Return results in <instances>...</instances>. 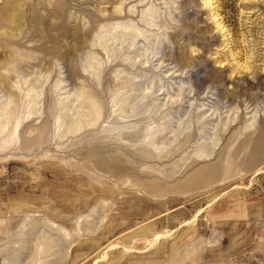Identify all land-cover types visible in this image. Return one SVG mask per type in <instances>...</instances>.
<instances>
[{
  "label": "rangeland",
  "instance_id": "374dc122",
  "mask_svg": "<svg viewBox=\"0 0 264 264\" xmlns=\"http://www.w3.org/2000/svg\"><path fill=\"white\" fill-rule=\"evenodd\" d=\"M264 264V0H0V264Z\"/></svg>",
  "mask_w": 264,
  "mask_h": 264
},
{
  "label": "bare ground",
  "instance_id": "6f19581e",
  "mask_svg": "<svg viewBox=\"0 0 264 264\" xmlns=\"http://www.w3.org/2000/svg\"><path fill=\"white\" fill-rule=\"evenodd\" d=\"M16 258H13V260L9 261V262H6L7 264H14ZM2 264H5V263H2Z\"/></svg>",
  "mask_w": 264,
  "mask_h": 264
}]
</instances>
